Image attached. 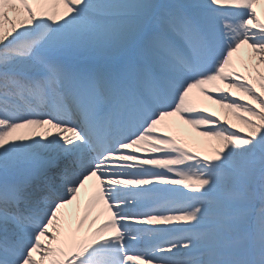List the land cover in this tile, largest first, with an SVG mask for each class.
<instances>
[{
  "label": "snow or ice",
  "instance_id": "6c2138e0",
  "mask_svg": "<svg viewBox=\"0 0 264 264\" xmlns=\"http://www.w3.org/2000/svg\"><path fill=\"white\" fill-rule=\"evenodd\" d=\"M0 264H264V0H0Z\"/></svg>",
  "mask_w": 264,
  "mask_h": 264
},
{
  "label": "bare ground",
  "instance_id": "6f19581e",
  "mask_svg": "<svg viewBox=\"0 0 264 264\" xmlns=\"http://www.w3.org/2000/svg\"><path fill=\"white\" fill-rule=\"evenodd\" d=\"M261 10V6L258 5V11ZM205 103L208 105V107L212 110H215L218 114H221V109L219 108L218 105H214L212 104L210 101H205ZM184 129L187 130V132H189L192 136H197L198 134L195 132L194 129L191 128V126L189 125H183ZM202 141L204 140V138H200ZM205 143H215V142H207L205 141Z\"/></svg>",
  "mask_w": 264,
  "mask_h": 264
}]
</instances>
